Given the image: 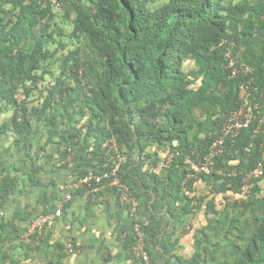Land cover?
<instances>
[{
  "label": "trees",
  "instance_id": "obj_1",
  "mask_svg": "<svg viewBox=\"0 0 264 264\" xmlns=\"http://www.w3.org/2000/svg\"><path fill=\"white\" fill-rule=\"evenodd\" d=\"M55 1L66 20L58 32L49 0H0V112L11 111L8 124H0V138L16 135L25 155L22 166L0 173V209L27 189L43 188L42 173L78 170L75 183L89 169L110 173L117 157L122 162L113 177L138 200L147 186L133 171L161 154L166 181L160 186L182 204L177 221L183 223L203 200L206 215L213 214L220 229L230 224L228 232L249 214L257 225L238 264H264V160L263 175L236 201L244 178L261 161L264 124L257 129L253 123L227 142L208 175L189 177L184 165L187 157L196 161L208 151L238 107L241 85L256 89L251 106L258 104L264 114V0ZM80 41L87 42L91 58L80 54ZM60 51L67 53L56 58ZM55 62L56 70L49 72ZM46 74L54 84L39 105L30 106L31 92ZM34 128L44 130V140ZM81 139L92 145L77 156ZM197 179L207 184L208 196L188 195ZM106 190L119 199L116 188ZM157 191L147 193L156 199ZM219 195L223 203L217 210ZM56 196L39 198L40 213L25 207L0 222V264L31 262L49 244L46 229L26 241L23 234L37 217L55 210ZM132 245L133 240L129 253ZM52 247L51 264H61L62 245ZM201 260L196 256L188 264Z\"/></svg>",
  "mask_w": 264,
  "mask_h": 264
},
{
  "label": "crops",
  "instance_id": "obj_2",
  "mask_svg": "<svg viewBox=\"0 0 264 264\" xmlns=\"http://www.w3.org/2000/svg\"><path fill=\"white\" fill-rule=\"evenodd\" d=\"M33 132L41 138L44 136V130L36 133L34 128ZM81 140L74 148L77 156L83 155L86 150L88 152L92 145V140ZM22 145L11 132L1 136L0 173L9 165L24 164ZM160 155L157 157L159 161L157 158L148 159L133 171L134 176L147 186L145 193L138 197L137 219L152 263L188 264L194 257L200 256L203 264H238L257 221L247 214L229 232L227 229L230 224H226L224 230L220 229L216 217L210 212L206 215L203 200V203L195 204L192 213L182 217L183 223H179L177 217L182 214V204L171 195H166L164 186H160L162 181H166L161 173L163 164L160 158L163 156ZM110 161L111 158L108 159ZM156 162H159L157 169L154 168ZM68 164V167L73 166L71 162ZM78 172L64 169L57 173H42L40 178L43 188L27 189L24 197H12L8 205L0 209V222H6L12 218L14 212H23L25 207L30 210V206H35L34 213H40L43 207L38 200L43 194L49 199L57 193L52 201L55 209L58 202H69L62 208L60 217L54 219L52 225L46 229L50 245L43 244L33 261L20 264H51L50 253L52 245L56 243L63 247L64 257L61 264H139L128 251L130 241L133 240L134 227L125 206L116 200L111 191L106 190L109 187L102 190L97 197L86 192L81 193V189L76 192L71 188V182L75 179L73 173L76 175ZM153 188L158 190L155 193L156 199L150 198L147 193ZM192 190L189 196L194 194L197 198H204L209 194L207 184L199 179L193 182ZM211 197L213 196L210 195L208 199ZM236 199L240 200L238 197ZM221 202L223 203L221 195L215 197L214 205L217 210L221 208ZM23 225H20L22 229Z\"/></svg>",
  "mask_w": 264,
  "mask_h": 264
},
{
  "label": "built area",
  "instance_id": "obj_3",
  "mask_svg": "<svg viewBox=\"0 0 264 264\" xmlns=\"http://www.w3.org/2000/svg\"><path fill=\"white\" fill-rule=\"evenodd\" d=\"M232 67V63H230ZM255 92V89L249 88L248 85H242L239 87L238 93V108L230 113L227 120L223 123L220 135L213 140L208 148V151L196 161H192L189 157L184 160V165L187 167L186 170L190 173L191 177L193 174H209L210 167L212 166L215 158L222 153L226 141L233 142L234 139L239 135L242 130L247 129L254 121H257V126L264 123V117H259V109L255 104L251 106V97ZM106 147V145H104ZM114 145L110 146L112 149ZM262 147V146H261ZM261 161H259L255 168L251 170L243 180V185L239 190L238 198H244L250 194L253 187V181L257 180L263 175V160H264V148L262 149ZM170 158V157H169ZM168 158V160H169ZM122 162L121 157H117V162L114 169L110 173L103 175H97L92 171H89L84 177L78 180L76 188L85 189L86 194L94 195L95 197L104 190L106 187H114L119 193V202L126 207L129 216L133 220L134 244L131 249L132 257L140 264H152L150 256L146 249V244L141 232V227L137 219L138 201L132 197L126 187L121 185L119 181L114 178L115 172ZM236 172L232 171L229 175L235 176ZM110 181L105 184L104 181ZM105 184V185H104ZM62 203L59 202L56 205L54 213L49 215L37 217L31 225L28 226L27 230L23 234V239L26 241L29 237L41 235L45 229L49 228L54 219L59 218L61 215Z\"/></svg>",
  "mask_w": 264,
  "mask_h": 264
},
{
  "label": "rangeland",
  "instance_id": "obj_4",
  "mask_svg": "<svg viewBox=\"0 0 264 264\" xmlns=\"http://www.w3.org/2000/svg\"><path fill=\"white\" fill-rule=\"evenodd\" d=\"M55 14V31L58 32L59 30V24L60 27H62V24L66 23V20L63 18V10L62 9H56L53 12ZM66 26V25H65ZM65 31L67 32L68 30L65 27ZM65 39V37L62 38V41ZM64 42L69 43V41L67 39L64 40ZM80 47H81V51L80 54L87 57V58H91V56H93L92 50H90V48L88 47L87 42H82L80 41L79 43ZM74 44H71V48H74ZM51 50H53V48H51ZM50 50V51H51ZM67 52L66 51H60L59 53L56 54V58L59 57L60 54L65 55ZM62 56V55H61ZM63 58V57H62ZM58 62L53 63L50 67H48V71H55L57 68ZM55 66V67H54ZM53 78L50 77L49 74H46L44 76V80L40 81L35 88H33V91L31 92V97L29 99V103L30 106H37L40 104V98L44 96L45 91L49 90L50 87L53 85ZM81 84V82H80ZM81 85H85V82H82ZM80 85V86H81ZM19 100H22L20 97H18ZM11 116V111L10 110H1L0 112V124L1 123H7L9 122V117ZM45 137H43L42 140H44Z\"/></svg>",
  "mask_w": 264,
  "mask_h": 264
},
{
  "label": "clouds",
  "instance_id": "obj_5",
  "mask_svg": "<svg viewBox=\"0 0 264 264\" xmlns=\"http://www.w3.org/2000/svg\"><path fill=\"white\" fill-rule=\"evenodd\" d=\"M49 2L52 4L54 10L60 8L59 5H58V3H57L55 0H49ZM81 84H82V83H81ZM81 86L83 87V85H81ZM241 86H242V85H241ZM254 93H256V89H255V92H253V94H254ZM18 97H20V98L22 99L21 96H17V100H18V101H20V100L18 99ZM252 98H253V95H252L251 99H252ZM237 101H238V99H237ZM254 105H255V104H254ZM256 105L258 106V104H256ZM237 108H238V107H237ZM258 109H259V107H258ZM231 113H232V112H231ZM229 115H230V114H229ZM259 115H260V116H259L260 118H261V117H264V114H262V113L260 112V110H259ZM226 120H227V119H226ZM226 120H225V121H226ZM253 123H256V127H257V129L260 128V127L264 124V123H262L260 126H257V121H254ZM253 123H252V124H253ZM252 124H251V125H252ZM222 125H223V124H222ZM222 125L220 126V130H221ZM251 125H250V126H251ZM250 126H249L247 129H249ZM247 129H245V130H247ZM242 131H243V130H242ZM239 134H240V133H239ZM219 135H220V131H219L217 137H218ZM217 137H216V138H217ZM237 137H238V136H237ZM237 137H236V138H237ZM216 138H215V139H216ZM236 138H235V139H236ZM215 139H214V140H215ZM235 139H234V140H235ZM212 142H213V141H212ZM227 142H229V143H231V144L234 143V141H233V142L226 141V142H225V145H226ZM225 145H224V148H225ZM103 147H104V145H103ZM105 148H106V147H105ZM107 154H108V153H107ZM89 171H92L93 173L97 174L95 171H93V170H91V169H89V170L86 172V174H87ZM105 173H108V172H104L103 174H105ZM86 174H85V175H86ZM103 174H99V175H103ZM85 175H84V176H85ZM97 175H98V174H97ZM205 175H206V174H205ZM207 175H208V174H207ZM84 176H83V177H84ZM79 179H81V178H79ZM79 179H78V180H79ZM78 180H77V182H78ZM77 182L73 183V184L71 185V188H73V189H75V190H79V189H81V190H83L84 193H85V189H83V188H76V184H77ZM106 188H107V187H106ZM79 191H80V190H79ZM137 201H138V200H137ZM58 203H59V202H58ZM63 205H64V204H62V208H63ZM125 208H126V207H125ZM55 210H56V209H55ZM55 210H54L52 213H54ZM126 210H127V209H126ZM127 212H128V211H127ZM50 214H51V213H50ZM48 215H49V214H48ZM144 241H145V240H144ZM133 244H134V240H133ZM132 247H133V245H132ZM132 247H131V249H132ZM131 249H130V253H129V254H130V256L132 257V255H131ZM146 249H147V248H146ZM147 251H148V250H147ZM148 254H149V252H148ZM149 256H150V254H149ZM132 259H134V258L132 257ZM134 260H135V259H134ZM150 260H151V259H150ZM135 261H136V260H135ZM137 262H138V261H137ZM151 262H152V261H151ZM138 263H139V262H138ZM139 264H140V263H139Z\"/></svg>",
  "mask_w": 264,
  "mask_h": 264
}]
</instances>
